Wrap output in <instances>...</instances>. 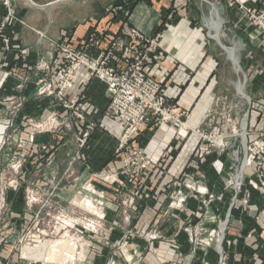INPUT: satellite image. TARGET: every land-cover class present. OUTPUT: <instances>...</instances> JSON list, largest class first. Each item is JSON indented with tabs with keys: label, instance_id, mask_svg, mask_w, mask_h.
<instances>
[{
	"label": "crops",
	"instance_id": "obj_1",
	"mask_svg": "<svg viewBox=\"0 0 264 264\" xmlns=\"http://www.w3.org/2000/svg\"><path fill=\"white\" fill-rule=\"evenodd\" d=\"M51 1L54 0H11L13 14L23 23L16 21L17 44L0 54V98L25 75L33 74V66L39 59L55 56V47L61 40L79 42L92 28L98 34L104 32L108 38L113 33H129L136 28L150 37L157 36L159 47L146 69L161 83L167 100L190 113L187 121L191 126L203 125L219 133L225 123L243 133L242 123L246 117L248 141L255 140L260 132L264 133V96L259 94L254 98L264 80V40L246 21L245 14V8L258 7L263 0H133L113 9L109 0H100L101 6L106 8L103 16H98L101 11L99 6H94L95 0L50 4ZM5 11L1 1L0 15ZM107 16L113 17L104 28ZM100 25L103 28H99ZM215 44L218 52L214 51ZM87 76L86 70H80L68 93H79L77 106L89 118L95 119L103 114L107 105L106 86L96 78L85 82ZM46 103V100L30 95L26 108L48 110ZM76 128L78 130L80 126ZM120 129L118 120L103 115L101 128L89 138L92 169L110 163ZM241 140V137H227L224 139L226 146L220 150L193 133L180 139L168 124L143 128L133 141L144 149L152 162L148 178L152 191L148 192L150 188L146 182L139 222L148 225L165 206L168 201L166 187L174 179L182 178L185 164H190L188 170L200 173L201 178L207 180L211 191H221L231 162L241 160ZM165 150L169 156L161 158ZM203 155L204 163L198 164L197 159ZM224 195L223 201L213 203L212 207L218 208L219 218H224L230 211L227 236L229 239L238 237L229 247L230 264H263L264 193L253 190L246 209L241 208L240 201L231 205L229 192ZM186 206L194 220L201 216L197 200L189 198ZM256 214L260 225L254 220ZM214 222L208 225L213 226ZM246 230H252L248 236L242 232ZM177 239L181 249L187 252L186 235L178 234ZM157 245L160 260L154 258L153 263L151 256L145 260L151 264L169 262L173 255L170 244L160 241ZM214 256L211 252L207 259L210 261ZM199 261L193 260L192 264H199Z\"/></svg>",
	"mask_w": 264,
	"mask_h": 264
},
{
	"label": "rangeland",
	"instance_id": "obj_2",
	"mask_svg": "<svg viewBox=\"0 0 264 264\" xmlns=\"http://www.w3.org/2000/svg\"><path fill=\"white\" fill-rule=\"evenodd\" d=\"M112 17H105L104 28ZM246 17V21L257 30L251 24V19ZM98 39L100 50L110 38L104 32L98 34L95 29L92 41L88 44L91 50ZM218 49L215 44L214 51L218 52ZM28 101L16 112L11 125L0 122V136H3L0 142L5 140L0 149V264H151L155 259L160 260L157 245L160 241L170 244L173 255L169 262L159 261L157 264H192L193 260H200L201 264L222 263L213 242L206 244L211 232L217 228V214L216 218L212 216L205 222L201 221L200 226L197 223L188 226L185 219L177 214L162 217L166 203L148 225L141 224L139 219L143 210L140 202L146 191V182L150 188L148 192L152 191L148 183L150 167L145 171V176H134L135 173L131 171L126 174L129 183H126L125 207L122 203L124 191L118 183L111 184L105 179L111 173L108 171L112 166L121 164L116 160V154L111 155L110 163L92 169L89 140L82 149L76 144L75 136L80 130L76 128L77 119L72 110L54 108L53 103L46 101L48 110L39 108L31 111L26 108ZM51 111L63 123L51 131H45L39 126L43 125ZM7 117V112H0V120ZM102 117L103 114L93 119L96 125L93 132L101 128ZM61 162H64L65 168ZM253 170L254 167L246 169L241 186L243 192L237 198L240 202L244 199L241 202L243 209L250 205L253 190L264 193V187L254 177H250V180L256 182L257 187L249 182L246 186L247 177ZM208 219L216 223L210 226L208 224L213 221ZM254 220L260 225L258 214ZM187 226L192 230L193 242L189 241ZM252 230L242 232L248 236ZM154 231L164 235L173 234L176 242L149 239ZM178 234L186 235L187 252L181 249ZM64 239H68L73 247L61 261L24 255L25 248L36 249L41 245L55 250L54 254L56 251L58 253L57 243ZM237 240V235L229 239L225 231L223 264H230L229 247ZM261 247L264 251V242ZM211 252L215 256L209 261L207 257ZM147 256H151L152 260L147 262Z\"/></svg>",
	"mask_w": 264,
	"mask_h": 264
},
{
	"label": "built area",
	"instance_id": "obj_3",
	"mask_svg": "<svg viewBox=\"0 0 264 264\" xmlns=\"http://www.w3.org/2000/svg\"><path fill=\"white\" fill-rule=\"evenodd\" d=\"M3 4L6 11L0 15V54L8 52L17 44L15 43L18 36L16 21L23 23L13 14L11 0H3ZM245 14L251 19V24L257 27L259 36L264 40V0L258 7L245 8ZM94 30L95 28L90 29L86 37L79 42L61 40L55 47L57 53L55 56L39 59L33 66V74L25 75L20 82L6 90L0 98V112H7L8 117L0 122L11 125L16 112L24 106L26 101H30V95H32L36 99L40 98L49 101L50 104L53 103L54 108L57 106L59 109L72 110L74 118L77 119L76 126H80L78 129L80 131H77L75 136L76 144L82 149L86 146L96 125L95 121L77 106L80 94L70 95L68 91L73 88L80 70H86L88 76L85 78V82L96 78L106 86L108 102L103 115L121 123V129L115 137L116 145L113 150L116 160L121 164L112 166L108 171L111 173L105 179L111 184L118 183L124 191L125 197L122 203L125 207L126 183H129L126 181V174L131 171L135 173L134 176L139 174L145 176V171L152 164L144 149L133 141L143 128L150 125L168 124L175 129L178 138L185 139L193 133L199 136L203 142L213 143L214 147L220 148V150L226 146L225 138L241 137L242 139L241 160L239 163L231 162L230 169L223 178L224 185L221 191H211L207 180H203L200 173L188 170L190 164H185L182 166L184 173L182 178L174 179L166 187L165 192L169 199L162 217L167 214L172 216L177 214L181 217L182 213L184 214L183 219L189 224L188 226L190 223H197L200 226L201 221L205 222L212 216L216 218L218 208L214 207L213 209V203L222 202L227 191L230 195L231 205H233L243 192L241 186L246 169L251 167H254V170L247 177L246 186L250 177H254L264 187L263 132H260L259 136L250 142L246 139V131L241 133L235 126L228 127L225 123L219 133H214L203 125L191 126L187 121L190 118V113L170 103L164 95L161 83L146 69V64L159 47L157 36L150 37L134 28L129 33L121 31L113 34L108 43L100 50H98V39L94 42L96 46L91 50L88 44L92 41ZM62 123L56 119L55 112L51 111L42 123L43 125L39 124V128L43 127L45 131H51ZM35 126L38 127V125ZM2 137L1 135L0 138ZM4 143L5 140H1L0 149ZM167 156H169L167 150L162 152L161 158ZM162 161L163 159L160 160V162ZM204 161V155L197 159L198 164H203ZM130 179L131 177H129ZM189 198H194L199 202L201 216L196 221L186 206ZM229 216L230 211H227L224 218L218 217L217 228L211 232V237L207 239L206 243L209 245L211 241L213 242L214 249L222 261L221 264L224 259L222 243L225 240ZM188 226L186 228L188 238L190 242H193L194 236ZM196 229L197 227H195ZM156 238L176 242L172 234L164 235L154 231L149 235V239ZM220 238L221 243L218 242Z\"/></svg>",
	"mask_w": 264,
	"mask_h": 264
},
{
	"label": "bare ground",
	"instance_id": "obj_4",
	"mask_svg": "<svg viewBox=\"0 0 264 264\" xmlns=\"http://www.w3.org/2000/svg\"><path fill=\"white\" fill-rule=\"evenodd\" d=\"M242 124H243V128H244L245 120L243 121ZM249 183L252 184L254 187H257L256 182L250 180ZM68 242H69L68 239H64L58 243L56 242L58 244L59 252L57 253V251H56L55 254L53 253V251H55V250L52 251L51 249H48L49 246L47 247L46 245H41L36 249L27 247L23 251H24V255L26 257H31V258L34 257V258H38V259H47V260H51V261H52V259H54V260L61 261L62 259L67 257L66 254L69 253V252L67 253V251H69V249H71V247H73V245H70V243H68ZM218 242L221 243V238L218 239ZM56 250H57V248H56ZM52 255H54V256L52 257Z\"/></svg>",
	"mask_w": 264,
	"mask_h": 264
},
{
	"label": "water",
	"instance_id": "obj_5",
	"mask_svg": "<svg viewBox=\"0 0 264 264\" xmlns=\"http://www.w3.org/2000/svg\"><path fill=\"white\" fill-rule=\"evenodd\" d=\"M65 1H69V0H54L49 2L50 4H57V3H61V2H65ZM133 0H109V5L111 7V9L116 8V7H122L128 3H130ZM94 6H99L100 8V13L98 14V16H103L106 13V8H104L103 6H101V1L100 0H95L94 2ZM223 48H225L224 46H222ZM226 49V48H225ZM229 50V49H226ZM230 51V50H229ZM258 94L257 96H254V98H258L259 94H262L264 96V80L263 82L260 84V87L257 90ZM246 98L250 101L251 98L249 96H246ZM245 128H246V117H245V126H244V132H245Z\"/></svg>",
	"mask_w": 264,
	"mask_h": 264
}]
</instances>
